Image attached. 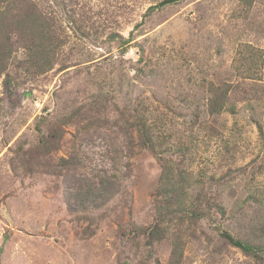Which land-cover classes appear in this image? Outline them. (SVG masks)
<instances>
[{
  "label": "rangeland",
  "instance_id": "1",
  "mask_svg": "<svg viewBox=\"0 0 264 264\" xmlns=\"http://www.w3.org/2000/svg\"><path fill=\"white\" fill-rule=\"evenodd\" d=\"M25 1L45 40L12 36L0 77V264H264V0Z\"/></svg>",
  "mask_w": 264,
  "mask_h": 264
},
{
  "label": "trees",
  "instance_id": "2",
  "mask_svg": "<svg viewBox=\"0 0 264 264\" xmlns=\"http://www.w3.org/2000/svg\"><path fill=\"white\" fill-rule=\"evenodd\" d=\"M22 1L26 2L25 0ZM16 5V0H0V77L6 70L7 61L11 58L12 53L15 52L12 47L14 43L12 36L19 37V39L20 37L28 38L31 36V32L34 30L33 26H35L37 30L42 29L40 31H37L38 33L35 35V38L41 41L45 40L44 30L42 26L38 24L39 21L35 19L34 13L31 10L32 7H25L26 12L23 14L22 11L25 4H20L19 6ZM35 23L37 25H35ZM31 40L32 39L29 40V44L26 46V48L29 50L27 62H31L34 59V48L36 46H39L41 48L40 55L41 57H43L42 50H44V48L41 46V44L33 47ZM44 61V66H47L49 68V63L47 62V60ZM29 64L34 65V62ZM5 82L7 83V81ZM60 136L61 131L55 130L53 134L40 141V143L42 144L40 148L55 151L58 147L57 144L59 143ZM165 203L168 204V201H165ZM167 216H169V213L165 212L163 213L161 219L166 218ZM150 228L151 229L147 232V234L149 235L148 239L152 240L154 236L157 237V239H160L158 222ZM225 237L231 242L233 246L239 248L245 254L254 255V248H256L254 245L252 246L249 243L242 242L240 240H234L228 234H225ZM175 255L176 251H173L172 256L174 257Z\"/></svg>",
  "mask_w": 264,
  "mask_h": 264
},
{
  "label": "water",
  "instance_id": "3",
  "mask_svg": "<svg viewBox=\"0 0 264 264\" xmlns=\"http://www.w3.org/2000/svg\"><path fill=\"white\" fill-rule=\"evenodd\" d=\"M181 1H183V0H165V1L161 2V3H159L158 6L159 7H163V6H167V5H172V4L179 3Z\"/></svg>",
  "mask_w": 264,
  "mask_h": 264
}]
</instances>
